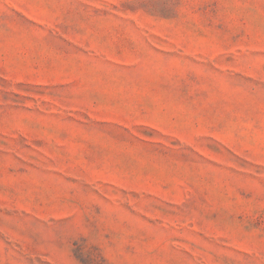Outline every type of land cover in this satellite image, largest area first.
<instances>
[{"label":"rangeland","instance_id":"rangeland-1","mask_svg":"<svg viewBox=\"0 0 264 264\" xmlns=\"http://www.w3.org/2000/svg\"><path fill=\"white\" fill-rule=\"evenodd\" d=\"M0 264H264V0H0Z\"/></svg>","mask_w":264,"mask_h":264}]
</instances>
